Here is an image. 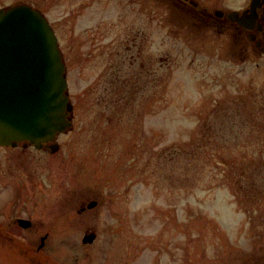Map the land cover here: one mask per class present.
Here are the masks:
<instances>
[{"label": "rangeland", "instance_id": "1", "mask_svg": "<svg viewBox=\"0 0 264 264\" xmlns=\"http://www.w3.org/2000/svg\"><path fill=\"white\" fill-rule=\"evenodd\" d=\"M20 3L77 106L58 154L0 147V264H264V56L199 53L162 0Z\"/></svg>", "mask_w": 264, "mask_h": 264}, {"label": "water", "instance_id": "2", "mask_svg": "<svg viewBox=\"0 0 264 264\" xmlns=\"http://www.w3.org/2000/svg\"><path fill=\"white\" fill-rule=\"evenodd\" d=\"M68 88L58 37L46 16L26 3L0 8V144L30 140L39 146L65 130L72 109ZM95 238L87 234L84 242Z\"/></svg>", "mask_w": 264, "mask_h": 264}, {"label": "flooded vegetation", "instance_id": "3", "mask_svg": "<svg viewBox=\"0 0 264 264\" xmlns=\"http://www.w3.org/2000/svg\"><path fill=\"white\" fill-rule=\"evenodd\" d=\"M162 1L166 4V27H169L170 32L179 31L185 35L184 37L192 41L199 53L219 54L228 60L242 63L252 60V57L254 60H259L264 56V0ZM142 52L143 47L139 48L137 54ZM142 65L144 66L143 62ZM70 103L72 109L67 118L71 125H68L65 131L56 133L54 140L42 141L39 146L30 140H22L15 145H0V147L20 150L21 153H17L20 167L29 159L24 155L28 149L44 152L50 156L58 154L61 148L59 137L73 129L77 102L71 95ZM92 201L96 202L94 206H90ZM92 201L88 203L91 209L97 207L100 200ZM85 208L82 207L81 210ZM21 218L25 217L15 218L19 226Z\"/></svg>", "mask_w": 264, "mask_h": 264}]
</instances>
